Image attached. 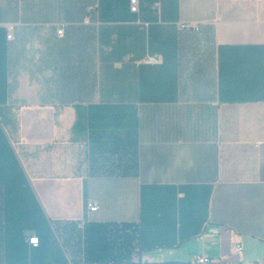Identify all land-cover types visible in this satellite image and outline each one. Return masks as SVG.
Returning a JSON list of instances; mask_svg holds the SVG:
<instances>
[{
  "label": "crops",
  "instance_id": "0c3cea01",
  "mask_svg": "<svg viewBox=\"0 0 264 264\" xmlns=\"http://www.w3.org/2000/svg\"><path fill=\"white\" fill-rule=\"evenodd\" d=\"M139 2L0 0V264H264V0Z\"/></svg>",
  "mask_w": 264,
  "mask_h": 264
},
{
  "label": "built area",
  "instance_id": "2783aa9c",
  "mask_svg": "<svg viewBox=\"0 0 264 264\" xmlns=\"http://www.w3.org/2000/svg\"><path fill=\"white\" fill-rule=\"evenodd\" d=\"M139 0H130V4H131V11L133 13H138L139 12ZM183 29H197V27L195 25H191V24H183L181 26ZM59 37H63L64 36V31L60 30L58 32ZM9 39H12V34L8 35ZM154 60V59H152ZM88 210L90 212H97L99 210V206L96 203H89L88 204ZM28 243L34 247V248H38L40 245V241L38 237H32L28 240ZM233 253L234 254H241L242 252V246L240 243H236L233 246ZM188 264H219L217 261L213 260L212 258L205 256V255H200L197 256L191 263Z\"/></svg>",
  "mask_w": 264,
  "mask_h": 264
}]
</instances>
